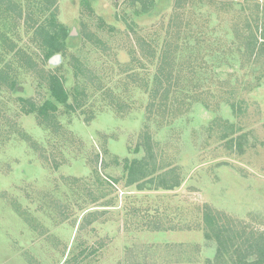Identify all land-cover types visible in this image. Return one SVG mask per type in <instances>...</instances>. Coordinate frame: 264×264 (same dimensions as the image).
Instances as JSON below:
<instances>
[{
	"label": "rangeland",
	"instance_id": "rangeland-1",
	"mask_svg": "<svg viewBox=\"0 0 264 264\" xmlns=\"http://www.w3.org/2000/svg\"><path fill=\"white\" fill-rule=\"evenodd\" d=\"M263 33L264 0H0V264H262Z\"/></svg>",
	"mask_w": 264,
	"mask_h": 264
},
{
	"label": "trees",
	"instance_id": "trees-1",
	"mask_svg": "<svg viewBox=\"0 0 264 264\" xmlns=\"http://www.w3.org/2000/svg\"><path fill=\"white\" fill-rule=\"evenodd\" d=\"M48 27L49 30L46 29L45 26H43L42 28H40L39 30H41L40 33L43 32V35L41 36V42H40V48L42 49L43 52V57L45 59H50L52 56H54L55 54L59 53L62 51V48L64 46V40L67 38L68 36V32L66 29H63L61 26L57 25L54 21L53 18L50 19V21L48 22ZM53 27V28H52ZM57 28V30L55 29ZM39 33V34H40ZM261 40V44L264 43V33L261 34V38L260 37H254L252 38V47L253 49L256 47L257 42ZM10 50V49H9ZM8 81H11L12 78L10 76H8L7 78ZM14 85L15 83L12 82V84L10 85L11 89H14ZM48 91L49 94L52 98V101H46L42 106L36 108L35 105L33 103H29L27 100H20L23 104V111L26 114H31V113H35L36 116H38L40 119H42L45 123H50V115L51 113L55 112L56 110V105H65L66 101H67V92L66 90L63 88L62 83L60 78H58L55 75H48ZM234 105H232L233 107ZM235 109V108H233ZM41 120V122H42ZM146 143V142H145ZM145 146V157L143 159L137 160V159H133L131 162L127 163L125 168H126V178H127V183L129 185L132 184H136L137 187L139 189H144V185L147 182L146 179L147 178H154L152 177V175L155 173L156 170H154L153 168L150 169V160L152 158V151L150 149V147ZM167 174H157L155 176V178L157 180H159V185L158 187H162V188H170L173 186H165L163 185L165 183L164 179L162 178L163 176H165ZM155 179V180H156ZM154 180V181H155ZM205 222L208 223H212L209 219V215L206 214L205 215ZM209 224V226H210ZM211 231V230H210ZM214 233V238L216 239L219 248H221L223 246V234L221 231L216 233V229L213 232ZM207 237L209 235H206ZM263 252V253H262ZM260 254L261 256H264V251H262ZM263 259V260H262ZM261 259L262 264H264V257Z\"/></svg>",
	"mask_w": 264,
	"mask_h": 264
}]
</instances>
